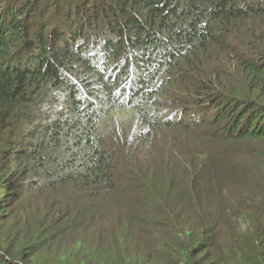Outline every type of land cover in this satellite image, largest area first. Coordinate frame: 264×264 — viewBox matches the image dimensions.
<instances>
[{
    "label": "trees",
    "instance_id": "16d2710c",
    "mask_svg": "<svg viewBox=\"0 0 264 264\" xmlns=\"http://www.w3.org/2000/svg\"><path fill=\"white\" fill-rule=\"evenodd\" d=\"M0 264H264V0H0Z\"/></svg>",
    "mask_w": 264,
    "mask_h": 264
},
{
    "label": "rangeland",
    "instance_id": "374dc122",
    "mask_svg": "<svg viewBox=\"0 0 264 264\" xmlns=\"http://www.w3.org/2000/svg\"><path fill=\"white\" fill-rule=\"evenodd\" d=\"M235 84V79L233 78V85ZM173 133H174V135H178L180 132H178L177 130H173ZM159 146H162V144H160ZM192 149H194V150H196L197 149V145H195V146H192L191 147ZM228 150H233V146H230L229 148H228ZM34 202V197H31V198H29L28 199V201H27V205L28 204H32ZM24 208L25 207H18L17 208V211L15 212V215H17L19 218H25V215H24Z\"/></svg>",
    "mask_w": 264,
    "mask_h": 264
}]
</instances>
